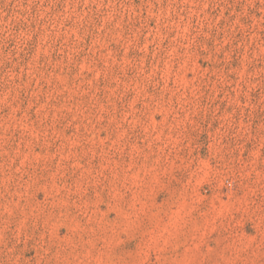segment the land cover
Instances as JSON below:
<instances>
[{"label": "rangeland", "instance_id": "374dc122", "mask_svg": "<svg viewBox=\"0 0 264 264\" xmlns=\"http://www.w3.org/2000/svg\"><path fill=\"white\" fill-rule=\"evenodd\" d=\"M0 264H264V0H0Z\"/></svg>", "mask_w": 264, "mask_h": 264}]
</instances>
